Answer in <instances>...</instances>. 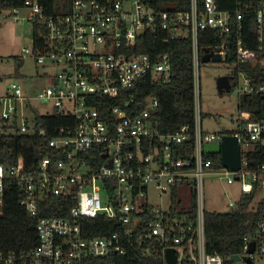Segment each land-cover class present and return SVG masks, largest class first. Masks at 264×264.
I'll list each match as a JSON object with an SVG mask.
<instances>
[{
  "label": "built area",
  "instance_id": "built-area-1",
  "mask_svg": "<svg viewBox=\"0 0 264 264\" xmlns=\"http://www.w3.org/2000/svg\"><path fill=\"white\" fill-rule=\"evenodd\" d=\"M156 4V0H61L60 11L48 14L41 0H24L22 9L27 12L22 18L30 25L26 34L33 32L29 37L33 45L22 50L32 54L37 64L56 70L51 84L34 95L24 93L17 82L7 86L0 94V131L33 134L36 114L54 112L73 124L54 128L57 135L40 148L41 154L51 151L33 169L0 160V204L9 181L18 185L19 203L32 217L48 209L49 197L72 204L65 215L40 216L37 245L29 251L0 250V264H85L90 258L126 256L135 244L162 264H168L170 249L176 264H227L221 254L206 247L204 187L209 179L240 184L242 196L229 202L230 210L243 196L253 197L251 208L263 203L254 233L244 239L240 260L230 257L229 262L250 264L249 259L264 264V162L251 168L246 158L264 147V117L238 111L231 128L206 131L199 75L205 54H219L223 62L232 50L227 39L233 16L241 29L243 15L253 12L258 42L264 43V2L234 11L221 10L218 0H189L185 11L160 9ZM8 10L12 16L21 9ZM158 28L166 32L164 42L188 38L193 51L194 126L183 125L172 133L155 124L158 95L143 94L149 80L169 81L171 56L134 51L140 37ZM211 30L219 33L221 42L201 47V34ZM233 51L235 67L264 69L263 46L248 49L238 40ZM236 73V77L246 75L241 95L264 96V79L254 84L259 78L243 69ZM231 77L234 84L237 78ZM34 101L43 106L37 108ZM37 132L45 136L47 131ZM224 135L238 139V171L224 167L220 154L204 150L206 144L221 143ZM214 155L220 164L211 158ZM184 187L191 196L189 205L179 197ZM100 218L119 229L110 232L88 223ZM252 242L255 249L249 253Z\"/></svg>",
  "mask_w": 264,
  "mask_h": 264
},
{
  "label": "trees",
  "instance_id": "trees-1",
  "mask_svg": "<svg viewBox=\"0 0 264 264\" xmlns=\"http://www.w3.org/2000/svg\"><path fill=\"white\" fill-rule=\"evenodd\" d=\"M46 6L48 14L60 11L57 5L61 0H41ZM264 0H218L221 10L234 11L239 6H259ZM156 5L160 9L185 11L189 8V0H156ZM24 8V0H0V29L1 17L5 10ZM256 17L253 12L243 15L242 28L236 22L235 16L232 18V32L227 39L232 50L227 54L225 63L229 65L237 64L236 48L238 40L242 41L245 48L257 50L264 43L258 42L256 32ZM166 32L160 28L153 32H147L138 39L134 49L135 52L148 53L153 56L161 53H168L172 59V76L166 83L145 84L143 94H157L160 100L159 106L154 112L155 124L165 133L175 132L183 125L194 126V96H193V65H192V45L188 38H179L164 42ZM221 37L215 30L203 32L200 36V45L204 47L208 44H219ZM15 72L19 74L22 67L20 58H15ZM243 69L248 75L259 78L257 84L264 79V69H258L252 65H240L235 67V71ZM142 89V88H139ZM135 92V91H134ZM238 111H248L254 117H264V96L260 94H243L240 96ZM204 117V115L202 114ZM69 117H64L56 112L50 116H40L36 114V132L33 134H19L17 131L3 133L0 131V160L15 164L23 170H30L36 166L37 161L43 154L42 142L57 135L54 128L63 125H72ZM45 128V136L37 131ZM53 128V129H52ZM257 150L246 154L251 168L264 162V147H257ZM217 164H220L219 156H212ZM177 196V195H175ZM22 198L18 185L9 181L5 186L4 200L0 204V250L9 251H29L38 243L36 223L40 216H60L65 215L71 201L66 202L63 198L49 197L47 199V210H42L39 217L30 216L24 207L20 205ZM252 196H243L242 201L228 212L206 211L205 212V234L206 247L210 253H219L230 264L229 258L242 254L244 239L254 233L256 225L263 213V203L251 208ZM65 205L64 207H62ZM91 225L103 226L106 231H117L118 226L112 222L100 218L88 222ZM94 234L102 235V231H94ZM85 264H162L160 259L154 256H146L140 247L135 246L126 256H113L110 258H90Z\"/></svg>",
  "mask_w": 264,
  "mask_h": 264
},
{
  "label": "rangeland",
  "instance_id": "rangeland-1",
  "mask_svg": "<svg viewBox=\"0 0 264 264\" xmlns=\"http://www.w3.org/2000/svg\"><path fill=\"white\" fill-rule=\"evenodd\" d=\"M26 10L21 9L18 14L10 15L7 10L1 17L0 29V94L4 93L11 82H17L24 93L34 95L51 84V75L56 68L42 66L36 63L32 54L24 53L23 48L32 49L33 41L25 34L30 30L28 22L22 17ZM17 16V20H15ZM22 61L19 74L15 71V58ZM201 78V112L203 113V127L209 132H219L225 128H231V120L238 115L240 95L245 91L246 75H238L234 65L225 62H209L202 64L199 72ZM235 76L231 91L220 94L217 89V80L221 76ZM237 83V84H236ZM37 108L43 104L34 101ZM28 113V112H27ZM26 116H29L26 114ZM205 207L208 211L228 212L229 202L242 196L240 184L235 182L228 184L226 181L207 180L204 187ZM180 199L184 204L191 203V196L187 187L180 193ZM164 202L168 201L167 196ZM154 201L159 199L153 195Z\"/></svg>",
  "mask_w": 264,
  "mask_h": 264
},
{
  "label": "water",
  "instance_id": "water-1",
  "mask_svg": "<svg viewBox=\"0 0 264 264\" xmlns=\"http://www.w3.org/2000/svg\"><path fill=\"white\" fill-rule=\"evenodd\" d=\"M27 37L32 38L33 32L26 34ZM203 63L209 62H221V56L219 54L207 53L202 58ZM233 77L221 76L217 80V89L220 94L231 91L233 87ZM204 150L207 154H220L222 165L232 171H238L241 167V148L238 139L235 136L224 135L221 143L206 144ZM255 244L252 242L249 245V253L254 252ZM233 261H239V255L232 256ZM249 263L251 261L248 259ZM167 263L176 264L175 252L170 249L167 252Z\"/></svg>",
  "mask_w": 264,
  "mask_h": 264
}]
</instances>
